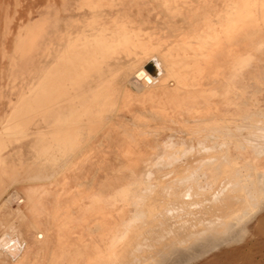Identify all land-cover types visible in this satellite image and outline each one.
Wrapping results in <instances>:
<instances>
[{
	"label": "rangeland",
	"instance_id": "1",
	"mask_svg": "<svg viewBox=\"0 0 264 264\" xmlns=\"http://www.w3.org/2000/svg\"><path fill=\"white\" fill-rule=\"evenodd\" d=\"M29 1L19 0L14 6H16L18 11H24V7H29ZM39 1L41 3V5L39 3V6L41 7L38 6V9L35 8L36 0H31L33 8L26 9V17L38 11L37 18L36 14H34L31 16V20L25 18L24 15L21 17L17 16L15 20H12L6 13L12 7L10 5L11 0H0V26H6L10 22L22 24L27 22L19 32H16V27H12L11 31L4 30L0 32V44H4V59L6 60L8 56H13L17 60H27L31 56L42 55L45 58L43 60L44 63H50L52 57L56 58L55 62L49 67L51 68L50 72L43 80V86L46 88V91L42 93V90L39 88L33 89L32 91H36L38 94L31 95L33 98H36V102L33 105L25 104L21 106L23 107L22 111H20L21 118L20 121L17 119L15 128L11 119L1 128L0 136L5 142H0V155L9 151V154L13 156L14 164V169L10 173H6L7 169L4 171V169L0 168V177L2 178L0 180V189L14 188L13 192L9 190L3 192L6 195L4 206L6 204V208L12 211L10 212L13 218L11 224H19V216L15 214L18 207L17 203H24L28 206L37 205L43 186H47L50 182H59L62 186L68 182L70 177L71 183L74 182L77 186L74 191H71V200L65 201L60 207L63 206L67 209V212L72 214L73 209L77 205L83 202L90 203L92 198H99L104 202L112 201L114 193L121 189L120 191H129L130 193V196L127 195L121 204L124 203L127 208L129 206L127 212L124 213L127 217L132 216L130 218L131 222H134L133 218H136L134 217L136 215L133 216V211H131L132 204L144 203L147 206L153 207L151 205L154 202V199H152L154 196H151L152 193H155L156 196L166 195L168 192L177 195L178 192L165 189L177 181H184L186 177H191L188 180L189 183L187 181L189 186L195 187L197 184L194 182H197L200 187H205L206 185L202 180L193 178L196 174H199V170L203 166H208V163L212 160V162L219 161V169H222V171H219H221L223 177H226L225 169L231 170L229 172L232 173H228L230 176L239 172V174L237 173L238 175H234V178L238 176V180H240L238 181L240 184L237 183L238 185H251L250 187H254L255 185L264 184V127L259 126L260 128L258 129L246 124L242 126L229 125L220 116L218 111L210 110L189 115L188 125L181 124L173 119L171 120L164 112L152 111L149 113L148 111H144L142 114H136L133 117L131 111L125 110L124 115L117 116L120 107L116 104L117 94L120 98L121 93L124 92L122 97L124 102L122 107H120L121 112L122 108L127 109L131 105L132 99H126L129 96L127 94H131L132 90L143 92L145 95L144 100H150L151 96H148L146 92L151 91V93H154L155 91L162 90L166 80L161 79L159 73L157 77H152L144 71L145 61L149 60V62H153L154 58L152 55L157 53V49L148 47L134 48L130 46L129 41L124 42L125 46L117 45L120 44L118 41L116 43V39L119 36H125L124 39H127L133 33L130 31L124 33L111 30L114 33L111 35V31H108L104 26L108 22H114V19L109 15L105 16V11L107 10V12L117 15L124 14L125 17L130 18V25L152 33L161 26L170 25V21L167 22V12L161 7L160 2L157 0ZM247 1L227 0L224 8L227 11L238 12V8L248 6ZM253 2L254 5L249 7L248 13L243 15L246 20L244 24L251 28L250 32L252 35L256 34L260 40L263 39V42L261 41L257 45L258 50L254 53L252 67L247 73L249 76L264 74V37L261 35V33L264 34V0H254ZM51 7L56 11L57 17L55 22L48 23L41 16L38 17L42 10L50 9ZM113 8L115 9L110 11ZM180 17H178L176 23H173V25H189L179 21ZM5 19L8 21L5 22ZM255 19H258V21H255ZM220 32H216L218 34H215L214 38L219 36L217 40H222L221 36L225 37L227 34L224 41L222 40L221 42L219 40L222 45L224 43L228 44L234 37V34L238 33V31H225L226 34L223 31L222 33L224 34ZM99 33L102 34L99 35ZM202 33L207 34L208 32L203 31ZM220 34L222 35L220 36ZM98 36L102 38L100 39ZM134 36L142 37L140 39L148 38L147 34H144L143 37V33L141 32H138ZM155 37L157 38L158 36ZM149 38H152V36ZM103 40L104 42H102ZM95 44L97 47H95ZM100 44L102 45V49L99 47ZM223 47H216V51L210 53L208 59L205 58L206 67H208L207 76H210L214 56L220 54L221 50L225 49ZM97 48L99 49L97 50ZM201 49L196 48L195 52H200ZM203 49L205 51L206 48ZM85 53H87L86 56ZM120 55L125 65L129 63L128 67L124 69L123 86H119L118 84L121 82V79L117 78L118 74L115 72V69L107 65V62L112 61ZM78 57L79 60L77 61ZM73 58L76 59L73 60ZM4 59L2 71H5L2 73L19 65L13 62H4ZM21 65L23 66V70H29L32 76L36 74L35 67L30 66L28 68L29 64ZM46 65L42 64L43 70L46 68ZM161 65L163 68L171 69L165 63ZM105 66L108 70L107 78H101L99 77V73ZM40 67L39 65L38 70ZM156 67L158 72H160L158 65ZM6 75L9 77L8 82H11L12 86H20L21 93L18 96L27 92L23 97H30L31 92L28 93L26 86L29 78L25 74L16 69ZM75 75L76 77H74ZM96 76L97 78H95ZM159 80L161 84L155 86ZM57 94L59 98L54 105V99ZM77 94L79 98H82V102L75 107L73 104L74 100L71 102V97L74 98ZM248 94L247 108L253 114L264 115V76L253 80V85ZM105 102L106 105L104 106ZM32 107L35 109L32 110ZM58 117L62 119H60L57 126H53ZM117 119L120 120L117 121ZM117 122L120 125H116ZM100 123H104L105 125H100ZM122 123L124 125H121ZM47 131H56V133L53 135H40ZM230 133H233L232 137H230ZM243 133L245 134L243 135ZM26 134L30 136L39 135L37 140H35V153L37 155L35 166H37L36 172L38 174L36 176L27 175V179H32L31 184H29L30 181L28 180L24 181L26 182L25 186L28 183L32 189L29 193H25L26 190L24 189L15 187L13 180H11L14 179L13 177L21 180L23 175L20 174V170H25V164L22 160L23 148L27 141L33 140ZM249 141H251L250 143L256 149H260L263 155V163L255 167L256 171H252L251 168L253 167L249 165H243L242 158L236 157L239 153H256L253 150H241L238 148L241 144L248 143ZM205 149L207 152L203 151ZM191 151L193 152L192 155ZM195 152L197 153L195 154ZM181 155L186 158H180ZM161 159L163 161L157 166L155 163H158ZM208 159L211 160L208 161ZM198 163L200 165H197ZM233 167H240V170L234 169V171ZM76 172L80 174H74ZM168 175L171 176L168 178ZM23 177H26V175ZM234 178L231 177L232 180ZM133 188L137 189L133 190ZM212 192L207 188L200 191L197 190L196 193L200 195L199 198H190L188 201L189 205L186 207H162V210L156 212L155 217L160 220L157 222L160 225L161 221L164 223L167 218H170L165 215L164 208L165 210L171 208L173 211L184 210V215L175 213L171 216L174 234L180 232L177 228H180L181 232H183L184 227L199 225L204 220L210 218L225 217L230 209H234L231 207V197L229 199L226 197L214 199L211 198ZM237 192L236 189L227 191V193H230V196H235L238 194ZM261 198L259 205L250 213L247 218L249 220L242 226L240 233L233 235L230 239H226L217 247L218 249H213L188 264H264V195ZM10 202L14 205H10ZM124 206H99V213L95 214L99 218L97 221L98 225L103 228L105 217L109 214L119 215V213L125 210ZM152 207L149 209H152ZM26 217L30 218L29 223L34 224L32 229L35 230V232H32V229H30L31 225H29L30 232H28V235L38 236L36 248H40V251L37 253H40L41 256H36L35 258L39 260L44 258L48 261L47 264H53L51 251L54 249L55 244L51 240L55 239V235L51 234L54 233H47L45 230L46 226L40 225L39 219L35 217V214L28 212ZM48 221L49 224L52 223V220L48 219ZM157 222L155 225L159 226ZM46 225L48 226V224ZM1 226H4V224ZM68 227L71 230V225H68ZM95 230L96 228L92 227L90 231H82L77 227L75 228V231H78L76 238L82 237L86 239L89 235H98L99 232H94ZM1 233L3 232L1 231ZM125 233L126 231H122V229L118 230L117 228L111 231L110 234H115L117 236L116 240H119V236ZM96 240L99 241V239ZM29 246H33V243H29ZM115 248L118 251L121 248V244L116 245ZM123 262L128 263L127 261ZM0 264L10 263L8 259L0 256Z\"/></svg>",
	"mask_w": 264,
	"mask_h": 264
},
{
	"label": "crops",
	"instance_id": "2",
	"mask_svg": "<svg viewBox=\"0 0 264 264\" xmlns=\"http://www.w3.org/2000/svg\"><path fill=\"white\" fill-rule=\"evenodd\" d=\"M157 1L160 2L161 7L167 12V22L170 21V25L166 24L165 26H161L155 32L152 33L142 28L130 25V18L125 17L124 14L117 15L115 13L107 12V10L105 11V16L109 15L114 19V22H108L105 24L107 30H115L116 32L130 31L133 33L132 35H130L131 37L129 39H124L122 35L121 37L119 36L116 41H120V46H125L126 44H124V42L129 41L130 46L134 48L148 47L157 49V53H154L152 56L154 58V61L158 65V69L160 70V72H158L160 75L159 77L161 79L166 80V83L164 84L162 90L155 91L154 93H151V91L146 92L148 96H151L150 100H144L145 95L143 92H139V90H132L131 94H127L129 96L126 99H132V103L129 107H127V109L122 108L121 112L120 107H122V104L124 102L122 100L124 92L121 93L120 98L117 94L116 104L120 106L118 109L117 116L124 115L125 110L131 111V115L133 117L136 114H142L144 111H148L149 113L152 111L164 112L167 116L171 118V120L173 119L175 121L180 122L181 124L188 125L189 115H192L194 113H203L205 111L210 110L218 111L220 116L224 120H226L229 125L235 124L237 126H242L243 124H246L264 127V115L253 114L247 108V102L249 100L248 92L251 86L253 85V80L256 78L259 79L260 77L264 76V74L257 76L247 75V73L250 71V68L252 67L254 53L258 50L257 45L260 44L261 41L263 42V39L260 40V38L256 34L252 35L250 32L251 28L244 24L246 23V20L244 19L243 15L248 13V7L254 5V0H248L249 2L247 0H244L247 1L248 7L244 6L238 8V12H228L224 8V4H226L227 0ZM18 2L19 0H11L10 5L12 7H10L9 11L6 12L7 15L12 18V20H15L17 16L21 17L22 15H24L25 18H27L28 20H31V16L34 14H36L37 18L38 11L35 13H31L28 17H26V9L33 8L31 0L29 1V7L23 8L24 11H18L16 6H14V4H17ZM39 3L40 1L38 2V0H36L35 8L38 9ZM105 5L107 6V4ZM115 8L110 9V11L114 10ZM178 17H180L179 21H182L183 23L189 25H173V23H176ZM222 20L225 22H223ZM179 21H177V23H179ZM255 21H258V19H255ZM26 24L27 22L23 24L17 22H10L6 26H0V32L4 30L11 31L12 27H16V32H19L22 30V27ZM220 27H223L224 31H238V33L234 34V37L230 42H228V44H220L218 46L220 42L214 38V33L220 32V30L223 31V29H221ZM226 27L229 29L227 30ZM203 31H207L208 33L204 34L202 33ZM138 32L147 34L148 38L140 39L138 37H135V33L138 34ZM261 35L264 37L263 33H261ZM151 36L152 38H149ZM155 36L158 37L156 38ZM258 40L260 41L258 42ZM183 45L187 48H191V50L187 49ZM220 46H224L225 49L221 50L222 52L220 54L214 56L210 76H207L206 74L208 67H206L205 60L209 58L210 53L216 51V47L219 48ZM197 47L202 48L200 52H195V49ZM203 48H207L208 50L206 49L204 51ZM185 49H187V51ZM55 59L56 58L52 57V61L50 63H44L43 60H45V58L42 55H34L28 58L27 60H17L13 56H8L6 58L5 62H13L19 65L13 67L11 70L6 71L3 74H0V132L2 126L6 125L10 119L12 120L13 126L15 128V124H17L18 121L17 119H19L20 121L21 118L20 111H22L23 109V107L21 106L25 104L33 105L36 102V98H33L31 96L37 94L36 91H32L33 89L39 88L42 90V93L46 91V88L43 86V80L46 75L50 72L51 68L49 67L55 62ZM147 63H149V60L145 61L144 65H146ZM162 63L169 65L172 70H167L166 68H163V66L161 65ZM21 64H29L27 66L28 68H30V66L35 67L36 74L32 76L29 70H23V66ZM42 64H47L44 70L42 68ZM128 64L125 65L122 62L121 55L116 57L112 61L107 62V65H110L112 68L115 69V72L118 74L117 78L121 79V82L118 83L119 86H123L124 84V69L128 67ZM39 65L41 67L38 70ZM16 69L29 78V81L27 82L26 86L28 89V93L31 92L30 97H23L27 92L18 96L19 93H21L20 86H12L11 82H8L9 77L6 74L13 72ZM167 71L168 73H166ZM174 72L177 75H175ZM107 73L108 70L105 66L100 71L99 77L107 78ZM90 78H92V76H90ZM95 78H97V76ZM160 84L161 82L159 80L156 82L155 86H158ZM58 98L59 95L57 94L56 98L54 99V105L57 103ZM105 105L106 102L104 103V106ZM34 109L35 108L32 107V110ZM60 119L62 118L58 117L55 125L53 126H57L60 122ZM121 119L124 120L123 117H121ZM13 120H15V122H13ZM119 120L120 119H117V121ZM100 125L105 124L100 123ZM116 125H120V123L117 122ZM121 125H124V123H122ZM55 133L56 131H47L40 135H53ZM244 134L245 133H243V135ZM27 136L33 140L26 142L22 152V160L25 164V170L21 169L20 174L23 176L26 175V177H21V180L24 181L28 180L27 175L36 176L38 174V172H36L37 166H35V163L37 161V155L35 153V140H37L39 135ZM0 142H5V140L1 136ZM6 153L7 152H5L4 154ZM28 170L30 171L27 172ZM74 174L78 175L80 173L76 172ZM26 186V190H31V187H29L28 183L26 184ZM76 186V183H71V177L68 182L63 184L62 186L59 182H50L47 184V186H43V188H41V193L38 197L39 204L44 207L61 205L65 201L69 199L71 200V191H74ZM135 189L137 188H133V190ZM7 190L13 192L14 188L0 189V204H3L4 202L6 195L3 192ZM73 196L75 195L73 194ZM0 219V228L2 224H4V226L6 227L11 224L13 218L9 209L0 210ZM1 231L2 230H0V232ZM24 233L28 238V232L24 231ZM73 233V237L78 236V231H75ZM51 235L54 236V234ZM63 237H69V235L64 234Z\"/></svg>",
	"mask_w": 264,
	"mask_h": 264
},
{
	"label": "bare ground",
	"instance_id": "3",
	"mask_svg": "<svg viewBox=\"0 0 264 264\" xmlns=\"http://www.w3.org/2000/svg\"><path fill=\"white\" fill-rule=\"evenodd\" d=\"M248 9H249V7H248ZM40 16L43 19H45L48 23L55 22L56 17H57L56 11L53 10L52 7L50 9L42 10L41 13L38 15V17H40ZM7 21L8 20L5 19V22H7ZM223 22H225V21H223ZM213 23H214V21H213ZM98 29H99V27H98ZM221 29H223V27ZM226 29L228 30L229 28L226 27ZM230 29H231V27H230ZM99 31H101V30H99ZM104 32H105V30H104ZM125 32L126 31H124V33ZM223 32H225L224 29H223ZM112 33L113 32L111 31L110 34L113 35L114 33L113 34ZM220 33H222V31ZM100 34H102V33H99V35ZM135 34H137V33H135ZM214 34H218V33H214ZM222 34H224V33H222ZM222 34H220V36ZM225 34H226V32H225ZM226 35H225V37H226ZM143 37H144V34H143ZM217 37H219V36H217ZM217 37L215 39H217ZM221 37L223 38L222 40L224 41L225 37H223V36H221ZM140 38H142V37H140ZM127 39H129V38H127ZM95 40H94V42H95ZM222 40H220V41L222 42ZM214 41H217V40H214ZM102 42H104V40ZM106 42H107V40H106ZM116 43H117V41H116ZM112 44H115V43H112ZM204 44H205V42H204ZM220 44H222V43H220ZM220 44H218V46ZM102 45H104V43H102ZM102 45L101 44L99 45V47L101 49H102ZM117 45H120V44H117ZM121 45H123V44H121ZM180 45H181V43H180ZM87 46H89V45H87ZM105 46H107V45H105ZM0 47H1L0 48V74H3L2 72L5 71V70L2 71L3 70L2 65H3V59H4V44L1 43ZM95 47H97V45ZM110 47H112V46L110 45ZM184 47H186V46H184ZM220 47H223V46H220ZM84 49H85V47H84ZM98 49L99 48H97V50ZM187 49H185V50L187 51ZM76 52H77V50H76ZM192 52H193V50H192ZM100 53H102V52H100ZM86 54L87 53H85V56H86ZM149 56H150V54H149ZM75 59L73 58V60H75ZM76 60L78 61L79 57ZM95 60H97V59H95ZM160 61H161V59H160ZM4 62H5V59H4ZM182 62H183V60H182ZM71 63H72V58H71ZM152 63L154 65V71H153L154 73H151L147 69H145V66H144V71L146 73H148L149 75H151L152 77H157L158 76V70L156 67L157 64L155 61H153ZM166 73H168V71ZM174 74L177 75L175 72H174ZM163 76H165V75H163ZM74 77H76V75ZM3 78H2V81H3ZM75 86H76V84H75ZM73 100H74L73 104L75 107H77L78 104L80 105V103L82 102V98H79L78 94L74 98L71 97V102H73ZM51 109H52V107H51ZM252 127H256L258 129L260 128L259 126H254V125H252ZM184 134H185V132H184ZM232 134L230 137H232ZM149 135H151V134H149ZM212 139H213V137H212ZM215 142H216V140H215ZM250 142L251 141H249L248 143L246 142L245 144H241V145L239 144L240 147H238V148H240L241 150H245V149H249L251 151L253 150L254 153L255 152L256 153L255 154L239 153V154H237L236 157L242 158L243 159V163H242L243 165L244 164L249 165V166L253 167V168H251L252 171H256L255 167H258V165H261L263 163V155H262V152L260 151V149H256ZM171 146H173V145H171ZM212 146H213V144H212ZM211 148H210V150L212 151ZM202 149H197V150L201 151ZM203 151H206V149ZM6 152L7 153L4 154V156L0 155V168L2 170L4 169V171H5V169H7L6 173H10L14 169L13 158H12L13 156L11 154H9V151H6ZM192 153L193 152L191 151V155H192ZM196 153L197 152H195V154ZM181 157H184V156L181 155L180 158ZM190 157L192 158V156H190ZM184 158H186V157H184ZM184 158H182V159H184ZM189 158H187V159H189ZM206 158H208V157H206ZM163 159H161L158 163H155V164H157V166H158L163 161ZM210 160L208 159V161H210ZM220 160H222V159L220 158ZM173 161H175V160H173ZM212 161L208 163L206 160V162L208 163V166H206V165L203 167L201 166L202 168L199 170L200 171L199 174H196V176H194V178H193V179L196 178V180H202L204 182V184L206 185L205 187H200V185H198L197 182H194L197 184V185H195V187L194 186L192 187V185L189 186L188 180L191 179V177H186V178L184 177L185 178L184 181H177L175 184L169 185L165 188L166 190H169V191L173 190V192L174 191L178 192L177 195H174V194H171L170 192H168V194H166V195L156 196L155 193H152L151 196H154V198H152V197L151 198L154 199V202L152 201L153 203L151 202L152 203L151 205H153V207L147 206V204H144V203L132 204L131 205L132 206L131 211H133V216L136 215V216H134L136 218H133L134 222H131L130 218L132 216L127 217L126 214L124 213V212H127V210L129 209V206L127 208L124 203L121 204L122 200L123 199L125 200L127 195H129L130 193H129V191L128 192L120 191L121 189L114 193V196L112 197V201L104 202L103 200H101L99 198H96V199L92 198L90 203L83 202L82 204L77 205L75 207V209H73L72 214L70 212H67V209L64 208L63 206L60 207V205H55V206L51 205L52 207H44V206H41L39 203L37 205H31V206L25 205L24 203H17V206H18L17 209L15 207L14 208L16 209L15 214L19 216V218L17 217L19 219L18 220L19 224L18 225L10 224L7 227L1 226V228H0V230L3 231V233L0 234V256L8 259L10 264H47L48 261H46L44 258H42L41 260L35 258L36 256H41L40 253H37L40 251V248H36L37 247L36 241H38V238H37L38 236L28 235V238H27L26 234L24 233V231L30 232V229H32V227L34 226V224H32L31 222L29 223L30 218L26 217V214L28 212H30V213L35 214V217H37L39 219L38 222L40 223L41 226H44V225L46 226L45 230L47 231V233L52 232L55 235L54 236L55 239L51 240L55 244L54 249L51 251V254L53 257L52 258L53 264H188L189 262L194 261L197 257H200V256L204 255L205 253H207L213 249H216L226 239H230V238H232L233 235L240 233V231L242 230V226H244L246 221L249 220L247 218L249 217L250 213L255 209L256 206L259 205V200H261L262 199L261 197L264 195V184H259L257 186L253 185L254 187H250L251 185L250 186L238 185L237 183H239L238 181H240V180H238L239 179L238 176H237V178H234V175H238L239 172H237L238 174L233 173L234 175L230 176L228 173L231 174L232 172H229L231 170L228 171L227 169H225L224 171H225L226 175L225 174L224 175L226 177H223V175L221 174L222 169H219V166H218V164H220L219 161L218 160H217V162L215 160H214L215 162H212ZM171 162H172V159H171ZM192 165H194V164H192ZM197 165H200V164L198 163ZM173 166H174V164H173ZM174 169H176V168H174ZM232 169L233 170L234 169L240 170V167L239 168L233 167ZM219 170H221V171H219ZM175 171H177V170H175ZM173 172H174V170H173ZM170 173H171V171H170ZM189 173H188V175H189ZM159 175H161V174H159ZM170 176L171 175H168V178ZM231 177H233L234 179L232 180ZM13 178L14 179H11V180H13L15 187H17L19 189L26 190V186H25L26 182H24V180L21 181L19 178H16V177H13ZM171 178H173V177H171ZM0 180H2L1 177H0ZM31 180H32L31 178H28V181H30L29 184H31ZM165 180H164V182H165ZM187 181H188V183H187ZM147 188H148V186H147ZM205 188L209 189L210 191H213L211 194V196H212L211 198L215 199V198H220V197H226L229 199L231 197L230 198V199H232L231 200V207H233L234 209H230V211H228V214L223 218H219V217L214 218V219L210 218V219L204 220L199 225L194 224L195 226L184 227L183 232H181L180 228H177L178 230H180V232L179 233L177 232V234H174V232H173L174 229L172 226L173 219L171 218V216L174 215L175 213L176 214L181 213L182 215H184V210H179V211L174 210L173 211V209H171V208L169 210L168 209L165 210V208H164L163 210L165 212V215L169 216L170 218H167L164 223H162V221H161L160 222L161 224L159 225V223L157 221H160V220L156 219V217H155L156 212L158 210H162L161 208L166 207V206H172V207L173 206H185L186 207L187 205H189L188 201L190 198H195V199L199 198L200 195H198L197 194L198 192L196 193V191L197 190L200 191V190H203ZM235 189L238 191L237 192L238 194H236L235 196H230V193H227L228 190L231 191V190H235ZM31 190H26L25 193H29ZM153 191H154V189H153ZM204 196L207 197L205 194H204ZM147 197H150V196H147ZM5 202L6 201L4 200L3 204H0L1 210L7 209L6 204L4 206ZM12 204L13 203H11L10 205H12ZM121 205L122 206L125 205L124 206L125 210L122 211L121 213H119V215H114V214L107 215V217H105L106 219L104 220V226H103V228H101L97 223L99 218L97 216H95V214L99 213V211H98L99 206L116 207V206H121ZM134 205L136 206V208ZM3 206H4V208H3ZM151 207H152V209H149ZM11 208H12V206H11ZM153 208H154V210H153ZM223 208H225V207H223ZM10 212H12L11 209H10ZM138 212H139V214H138ZM185 212H186V209H185ZM188 212H190V211H188ZM161 213H163V212H161ZM191 215H192V213H191ZM201 218H199V219H201ZM48 219L52 220L51 221L52 223L49 224ZM0 221H1V219H0ZM156 222H157V225H159V226L155 225ZM175 223H177V222H175ZM46 224H48V226ZM29 225H31L30 229L28 228ZM68 225H71V230L68 227ZM187 226H188V224H187ZM77 227H79L82 231H90L92 229V227H95L96 230L94 232H99V234L98 235H96V234L89 235L86 239H83L82 237L76 238V237H73V235H74L73 232H75V228H77ZM117 228H118V230L122 229V231L123 230L126 231V233L124 235L119 236L120 237L119 240H116L117 236L115 234H110L111 231H113ZM31 231L35 232V230H33V229ZM64 234L69 235V237H63ZM96 239H99V241ZM29 243H33V246L30 247ZM118 244H121V248L118 251H116L115 246ZM123 261H127L128 263L123 262Z\"/></svg>",
	"mask_w": 264,
	"mask_h": 264
},
{
	"label": "water",
	"instance_id": "4",
	"mask_svg": "<svg viewBox=\"0 0 264 264\" xmlns=\"http://www.w3.org/2000/svg\"><path fill=\"white\" fill-rule=\"evenodd\" d=\"M145 69H147L149 72L154 73V65L152 62H149L145 65Z\"/></svg>",
	"mask_w": 264,
	"mask_h": 264
}]
</instances>
